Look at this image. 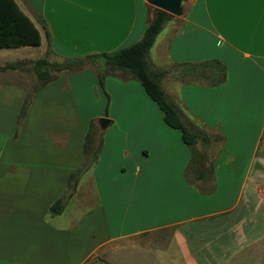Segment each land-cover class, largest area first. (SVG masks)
Instances as JSON below:
<instances>
[{
    "label": "crops",
    "instance_id": "0c3cea01",
    "mask_svg": "<svg viewBox=\"0 0 264 264\" xmlns=\"http://www.w3.org/2000/svg\"><path fill=\"white\" fill-rule=\"evenodd\" d=\"M21 1L40 44L0 48V264H84L119 252L120 242L148 253L152 264H242L240 255L264 238V0H189L180 25L168 21L148 52L147 60L155 50L150 66L165 71L169 81L160 84L184 117L223 138L202 172L188 170V147L162 119L151 150H130L119 137L117 166L110 167L101 162L105 142L70 189L69 176L86 158V135L110 118L97 112L92 123L80 116V92L94 88L92 72L62 71L26 99L27 71L2 68L44 56L37 17L50 35L48 56L63 59L135 43L150 15L144 0ZM212 59L226 67L223 84L181 79L179 65ZM115 74L121 78L107 76V92L139 93L129 73ZM60 199L62 212L51 213Z\"/></svg>",
    "mask_w": 264,
    "mask_h": 264
},
{
    "label": "trees",
    "instance_id": "16d2710c",
    "mask_svg": "<svg viewBox=\"0 0 264 264\" xmlns=\"http://www.w3.org/2000/svg\"><path fill=\"white\" fill-rule=\"evenodd\" d=\"M171 19H173L172 15L154 8L141 38L135 43L110 53L92 54L84 57H63V61L59 63L47 60L51 51L50 35L45 21L41 17H37L36 21L43 30L47 47L44 56L32 62V71L38 81L35 90L42 88L55 78V76H51V70L56 72L80 70L85 62H102L108 69H100L98 84L107 97V94L103 90V74L108 72L114 74L115 71H125L140 83L146 95L157 105L162 112L163 122L168 127L180 132L182 142L190 151L188 170L197 169L202 172L201 168L207 157L205 153L196 149V144H208L210 140L209 136L192 122L188 121L178 106L167 99L160 84L165 71L153 70L147 60L148 52L156 36ZM39 44L40 34L38 29L28 16L20 10L15 0H0V48L38 46ZM23 64L22 62L7 64L2 70L20 69ZM179 66L181 68V79L188 78V81L192 83L216 87L223 84L227 78L225 65L217 59L198 63H185ZM26 105L27 103L22 107L20 118L23 116ZM218 140L220 143L223 142L222 137H218ZM100 141L97 148L90 155L85 167L86 169L95 163L101 145ZM84 151L86 154L89 152L88 134L86 135ZM74 174L75 172L69 176V182L74 178ZM63 208L64 202L63 199H60L50 207V212L58 215L62 212Z\"/></svg>",
    "mask_w": 264,
    "mask_h": 264
},
{
    "label": "rangeland",
    "instance_id": "374dc122",
    "mask_svg": "<svg viewBox=\"0 0 264 264\" xmlns=\"http://www.w3.org/2000/svg\"><path fill=\"white\" fill-rule=\"evenodd\" d=\"M188 1L189 0H185L182 2V9H183L182 15L180 17L173 16L174 19L176 18L174 20L176 22L175 26L180 25L181 22L180 18L183 16V14L188 8ZM21 2L22 1L20 0V2L17 3L25 6V3L23 2L21 3ZM146 7L149 12V15L151 16L154 7L148 5L147 3H146ZM37 51L40 52V49L38 48ZM154 54H155V50H152V52H150L148 57L149 64H150V60L151 61L154 60ZM47 60L49 62H59V63L63 61V59L54 56H50V57L48 56ZM32 62H33L32 60L22 61V63H24L22 65L23 69L27 71L25 76L27 78H31L32 80L26 99L30 97L31 93L35 90L36 86L38 85V81L36 80L34 73L32 71ZM84 68L85 70L87 68L86 71L92 72L95 85L93 89H90L88 85H83L82 87L83 91L80 92L79 101L80 103L84 104V106L80 107L78 110L80 112V116L82 120L86 121L88 120V118H92L90 122L92 123L96 122V119L98 118L96 114L97 112H99V114H102L103 116H109L110 117L109 120H113V122L111 125H109L104 129H102L98 125V123L92 125L93 126L92 129L88 133L89 150L92 151L87 152L86 158L82 164L81 169L78 172H75L74 178L71 180L68 189H70V187L73 185L74 180L78 181L80 180L81 177L84 178V176L86 175L85 167L87 161L90 155L92 154L93 150L97 148L100 140H101L100 141L101 145L96 161L98 160V158L102 153L103 144H105L106 142L107 147L106 150L103 152V158L101 162L106 163L110 167H114L117 166L118 154L120 151L117 148V146H120L122 144L121 140H117L119 139V137H124L126 139L125 144L127 143V146L130 150L134 147L137 149L151 150L153 146H155L156 139L159 138L158 135L160 133L159 127L161 125V120H162V114L159 108L153 102H151V100H149L148 96L145 94V92L141 87L139 93H137L136 90L135 91L131 90L129 92V90H123L120 89L119 87H111L109 93L106 91L104 86L106 77L107 76L117 77V78H121V77L115 74L116 71L114 72V74L108 72L106 74H103L102 76L103 86H104L103 90L107 94L106 97L98 84V75H100L99 73L101 72L100 69H108V68L102 62H94V63L85 62L81 69ZM60 73L63 72H56L52 70L50 71L51 76H55V77ZM72 73H79V72H72ZM164 77L165 75L161 79H163ZM135 81L138 83L136 79ZM166 81H169L167 76L164 79V82ZM186 81H188V78L186 79ZM161 88L162 90H164L167 99L170 102L174 103V101H172L173 99L166 94V90L168 89L165 83H162ZM131 92H133L134 95ZM133 96L134 98L132 103ZM144 100H146L147 103H150V105H153L155 109H157L156 111L160 113L161 118H158V114L153 113L152 110L148 108V106L146 105L147 103ZM178 108L180 109L179 106ZM180 111L182 112L181 109ZM193 123L199 129L201 130L203 129V125L199 121L194 120ZM104 134L106 139L105 141L103 139ZM208 136L210 139L209 143L206 145L198 143L197 148L199 149L200 152L207 154L208 162L210 161L209 163H211V161L214 160L212 159V157H216L220 149H222L223 142L221 143L219 142L217 134H212ZM108 138L111 140L109 141ZM233 147H235V145H233ZM262 149H264V140L260 144L259 153L262 151ZM126 244H127L126 242H120L119 245L124 247L122 248L120 247L121 250L119 252L114 250V252H111L109 255H105V256L96 255L90 258L84 264H152L154 263L155 260L149 258L148 253L143 251L140 252L133 247L128 248L127 246H125ZM240 259L242 260V264H264V238L258 243L252 245V247L246 250L244 254L240 255Z\"/></svg>",
    "mask_w": 264,
    "mask_h": 264
},
{
    "label": "water",
    "instance_id": "95a60500",
    "mask_svg": "<svg viewBox=\"0 0 264 264\" xmlns=\"http://www.w3.org/2000/svg\"><path fill=\"white\" fill-rule=\"evenodd\" d=\"M148 5L164 11L174 17H180L182 15V0H144ZM98 125L104 129L109 123L110 120L106 118L98 119Z\"/></svg>",
    "mask_w": 264,
    "mask_h": 264
}]
</instances>
